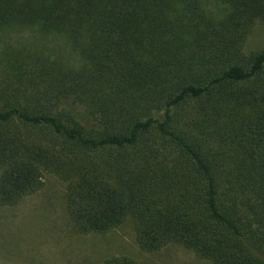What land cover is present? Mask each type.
<instances>
[{
	"label": "trees",
	"instance_id": "trees-1",
	"mask_svg": "<svg viewBox=\"0 0 264 264\" xmlns=\"http://www.w3.org/2000/svg\"><path fill=\"white\" fill-rule=\"evenodd\" d=\"M257 23L264 0H0V204L51 173L81 233L264 264Z\"/></svg>",
	"mask_w": 264,
	"mask_h": 264
},
{
	"label": "rangeland",
	"instance_id": "rangeland-1",
	"mask_svg": "<svg viewBox=\"0 0 264 264\" xmlns=\"http://www.w3.org/2000/svg\"><path fill=\"white\" fill-rule=\"evenodd\" d=\"M261 48L264 24L257 23L246 49ZM127 251L142 264H206L181 246L154 255L140 251L130 221L107 233H81L66 209L65 184L51 173L16 205L0 204V264H102Z\"/></svg>",
	"mask_w": 264,
	"mask_h": 264
}]
</instances>
